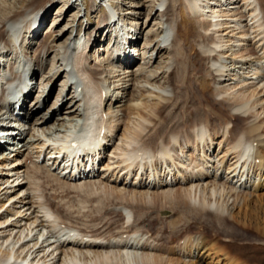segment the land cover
Returning <instances> with one entry per match:
<instances>
[{"label":"bare ground","instance_id":"obj_1","mask_svg":"<svg viewBox=\"0 0 264 264\" xmlns=\"http://www.w3.org/2000/svg\"><path fill=\"white\" fill-rule=\"evenodd\" d=\"M59 1L43 0L38 7H20L19 11L11 13L10 9L16 8L20 0H0V132L5 134L0 140L6 142L0 145L3 151L0 153V264H177V260L171 258L146 250L145 253L137 251V248L157 246V241L154 244L153 240H160L162 236H166L161 240L167 243L182 233V230L174 233L177 226L173 225L172 231L169 228L167 235H161L162 224V231L159 228L158 234L150 236V228L155 230L157 224L148 225L149 230L145 228L154 219L147 213L154 212L156 216V208L176 213L184 227L195 222L214 235L221 233L227 238V245L220 246L215 242L217 239L212 238L211 243L209 234L202 230L195 242L187 240L190 249L193 244V250L186 247L190 259L181 264H249L250 258L243 257L239 250L231 252L229 246L264 254V248L255 250V245L252 248L248 244V248L245 243L250 239V230L264 238V144L252 145L257 140L260 125H251L244 131H238L241 125L234 130L227 128V120L233 117L248 120L264 113V72H261L264 62L246 67L244 64L237 67L238 70L235 67L238 58L253 53L252 45L263 47L264 0H148L151 7L147 12H140L142 5L138 3H131L124 9L120 3L111 5L110 0L93 1L88 7L84 0H68L71 8L83 7V17H79L80 10H77L72 22L68 20L64 24V9L58 10L51 25L44 28L49 8ZM103 4L106 14L86 32L88 20L84 25L81 19ZM140 23L151 25L143 33L142 53L136 49V44L146 26L140 27ZM26 25L28 31L21 38ZM83 30L85 33L80 35ZM113 32L118 39H107L106 36L110 37ZM100 35L106 41L99 46V52L88 58V48L95 42H102ZM35 38L40 39L38 54L30 46L31 39ZM45 39H48L46 44ZM200 40L208 46V54L202 57L208 68L204 77L213 78L212 85L219 82L220 86L206 91L209 84L202 80L195 82L198 87L193 91L187 82L189 87L184 92L188 94L186 91H189L195 108L182 110L185 118H182L183 113L180 119L172 113L189 100L184 92L180 93L182 97L178 102L175 95L170 99L168 109V104L161 103H149L145 107L157 114L164 112L156 125L148 126L146 115L129 108L120 114L117 113L120 110H110L123 98L136 100L150 91L167 95L173 91V81L178 82V87L185 77L196 76L202 62L196 49L195 59L186 56L177 66L174 62L178 61V51L185 49L184 46L194 51L191 45ZM238 46L251 48L236 56L233 52ZM49 53L53 54L50 64L47 61ZM140 53L148 56L142 58V65L132 66ZM163 53L165 61L158 65ZM222 56L235 60L233 68L226 70V65L221 63ZM155 59L157 68L149 71ZM183 63H191L192 68ZM232 71L235 82H226ZM208 92L211 97L207 96ZM26 98H29L28 104ZM50 98L51 104L46 107ZM16 101L20 107L15 119L12 110ZM216 102L219 107L214 110ZM188 111L194 119L188 118ZM209 113L216 114L215 127L210 123ZM120 117L125 118L123 126ZM85 128L90 131L93 142L88 147L69 146L68 138L81 137ZM145 128L148 132L142 134ZM190 140H193L192 146ZM166 143L170 146H165ZM176 143L180 151L175 150ZM151 149L155 153L159 150V155L161 152L163 177L153 172L152 162L146 163L140 158ZM63 151L71 152L66 160L58 158ZM170 151L175 152L174 157ZM187 151L190 152L188 156L191 155L190 163L176 165V161L182 163L181 158L187 156ZM80 156L85 161H80ZM95 159L100 160L95 163ZM27 160L30 165H26ZM68 160L78 163L71 172H65L67 168L63 166ZM120 162L125 165L119 168ZM134 164L137 168L132 173L135 176L132 183L131 177L127 181L131 171L119 174V170ZM181 169L185 175L179 174ZM175 183L181 188L171 189ZM125 186L135 190H127ZM43 187L52 195L67 187L102 191L100 197L98 194L91 196L96 201L104 198L121 203L118 211L126 215L122 230L99 235L65 224L57 227L65 219L64 211L59 213L58 210L65 206L67 195L58 204L60 196L48 197ZM136 188L145 190L137 191ZM158 188L162 190H154ZM247 189H252L251 193L241 192ZM230 197H233L232 209L227 207ZM116 206L113 208L117 209ZM135 213L133 222L129 223L130 215ZM164 222L168 228L170 221ZM147 233L149 235L143 238ZM236 237L245 241L244 244H235Z\"/></svg>","mask_w":264,"mask_h":264},{"label":"rangeland","instance_id":"obj_2","mask_svg":"<svg viewBox=\"0 0 264 264\" xmlns=\"http://www.w3.org/2000/svg\"><path fill=\"white\" fill-rule=\"evenodd\" d=\"M10 1H12V0H10ZM41 1H43V0H20V2L21 3H19L17 6H16V8L14 7V8H11L10 10L12 11L11 13H13V12H16V11H19V8L20 7H26V6H34V7H38L39 6V4L41 3ZM67 1L68 0H60L58 3H56V4H54L52 7H50L49 8V10H48V13H47V18H46V21H45V23H44V28H47V27H49L50 25H51V23H52V21L54 20V18H55V16H56V12H58V10H63L64 9V12H63V16H62V20L64 21L63 23L64 24H66L67 23V21L69 20V22L71 23L72 22V16L74 15V16H76V12H77V10H80V12H79V17H83V7L82 6H74V8L72 7L71 8V6L70 5H68L67 4ZM93 1H95V0H84V2H85V4H86V6L88 7V5H91V2H93ZM111 1V5H117V4H119L120 3V5L122 6V8H126V7H128V5L129 4H131V3H133V4H135V3H138V4H140V5H142V9L141 8H139V10H140V12L141 11H144V12H147L148 11V9L151 7L150 5H151V2H149L148 0H110ZM9 3V2H8ZM21 4V5H20ZM36 4V5H35ZM126 5V6H125ZM106 9V8H105ZM105 9L104 8H102V7H98L97 8V10L94 12V13H92V14H89V15H87V18L85 17V18H82L81 19V21L84 23V25L87 23L86 21L88 20V23H89V25L86 27L88 30H86V32L88 31H91L92 30V27H94L95 25H96V23L100 20V19H102L101 17L102 16H104V14H106V11H105ZM10 10H8V11H10ZM107 10V9H106ZM0 11H1V9H0ZM7 11V12H8ZM82 12V13H81ZM82 14V15H81ZM58 19V18H57ZM56 19V20H57ZM191 21H193V20H191ZM138 23H139V21H137ZM140 22H141V20H140ZM135 23V22H134ZM138 26H139V24H138ZM145 27L146 26V28L142 31V35H141V37H140V39H139V41H138V43L136 44V49L137 50H139V52H141L142 53V50H141V46H142V41H143V39L142 38H144V35H143V33L146 31V30H148L149 28H151V25L149 24L148 26L147 25H143V24H141L140 23V27ZM155 27V26H154ZM196 27V26H195ZM43 28V29H44ZM79 30H80V28H79ZM195 31H197V28H195L194 29ZM28 31V27H27V25L24 27V30L22 31V35L23 34H26V32ZM43 31V30H42ZM83 33H85V30H83V32L80 34V35H83ZM145 34V33H144ZM75 35H77V33L75 34ZM154 36H155V34H154ZM21 38H24V35L21 37ZM99 38H101V39H103L102 40V42H95L93 45H91L89 48H88V50H87V52H86V55L88 56V58L89 57H93V54H94V52H95V48L97 47V45H101V43H103V42H105L106 41V39L104 38V37H102V35H100V37ZM196 40H197V38H196ZM40 41V39H37V38H35L34 40H32L31 39V41H30V46H31V49L32 50H36V53L38 54V52H39V50H40V48L38 47V42ZM94 41V40H93ZM48 42V39H45L44 40V44H46ZM194 42V41H193ZM198 42V43H197ZM193 44V43H192ZM189 45V44H188ZM192 46V48L194 49V51H192L191 50V48H189V46H184V48L185 49H181L180 51H178L177 53H176V58L178 59V61H176L175 60V62H174V66L176 65H180L179 63H180V61H181V59H183L184 57H188V56H190L191 57V59L193 58V59H195L196 58V56H195V54L194 53H196L197 51L201 54V58L203 57V55H207L208 54V51H207V48H208V46H207V43H205V42H203L202 40H200V41H196V42H194V45H191ZM242 47V48H241ZM251 47H253L254 48V51H253V53H247L246 54V56L245 57H242V58H238L237 59V62H239L237 65H235V67H236V70H238L239 68H237V67H240L241 65H244L245 64V66L244 67H246V66H248V65H251V64H253V63H255V62H261V63H263L264 62V44H263V47L261 46V48H260V46H258V47H256V45H252ZM251 47H249V46H238V47H235V51L233 52V54L234 53H236V56H239L240 55V53L242 52V51H245L246 49H249V48H251ZM140 48V49H139ZM181 48V47H180ZM244 48V49H243ZM94 49V50H93ZM195 49L197 50V51H195ZM243 49V50H242ZM99 49H97L96 50V52L98 51ZM185 50H187V51H185ZM140 53V55H139V57L136 55V58H135V60H134V62H133V64H132V66H134V64L136 63V66L135 67H138V66H140V65H142V63L144 62V58L145 57H147L148 55H143V54H141ZM237 53H238V55H237ZM228 54V53H227ZM143 55V56H142ZM163 55V57H161L160 58V61L158 62V65H163V63L162 62H164L165 61V56H166V54H162ZM243 55V54H242ZM52 56H53V54L52 53H49L48 55H47V61H48V64H50L51 63V59H52ZM224 57V58H223ZM143 58V59H142ZM222 60H221V63H223V64H225L226 65V70H228V69H231V68H233V63L235 62V60H232V57H229V58H225V56H222ZM203 59L204 58H202V59H200L202 62H201V64H200V62H197V63H199L200 64V67H201V70H199V71H197V75L196 76H191V77H188V79H187V77H185V79L186 80H188V81H186V80H181V82L182 83H180L181 84V86L179 85L178 87H176L177 85H178V82L176 81H173L174 82V86H171L172 87V93H167V95H164V94H161L159 91H150V92H148V93H143L144 95H141L140 96V98H137L136 100L134 99V100H127V98H123L119 103H117L114 107H110V110L111 111H115V110H120V111H117V113H119V112H123L124 110H126V108L128 109H132L133 110V112H135V113H140V114H143L144 116H145V123H147L148 124V126H151V125H156V124H158L159 122H161V120H162V118H163V116H164V112H161V113H156V112H154L153 110H148V109H146L147 107V105H149V103H161V104H168V107H166V109H168L169 108V101H170V99H172L173 98V96L175 97V99H177V102L179 101V98H181L182 96H181V92H184L185 90V88L186 89H188V87L190 86V88H192V90L193 91H196L195 89H197V87H198V85L195 83V82H200V81H205V83H207V85H208V88L206 89V91H211L212 89H213V87H219L220 85H219V82H215L213 85H212V81H213V78H205L204 77V74H205V70H207L208 68L206 67L205 68V65H207V64H205V62L203 61ZM241 59V60H240ZM259 60V61H258ZM12 59L9 61V68H11V66H12ZM232 61V62H231ZM177 62V63H176ZM161 63V64H160ZM246 63H248V64H246ZM186 67H189V66H191L190 68H192V64L191 63H183ZM174 66H173V68L171 67L169 70V72L171 73V70L173 71L174 70ZM253 66H256V65H253ZM151 67V68H150ZM149 68V71H154L156 68H157V59H155V61H154V63H152V66H150ZM155 67V68H154ZM204 67V68H203ZM214 68L215 67H213L212 66V68H211V70L214 72ZM187 71V70H186ZM261 72H264V68L262 69V71ZM204 73V74H203ZM231 74H230V77H229V80H226V82H228V81H232L233 79H234V77H233V74H234V72L232 71V72H230ZM172 78H174L175 77V75H174V72L172 73ZM205 78V79H204ZM160 79H162L161 78V76H160ZM163 80V79H162ZM61 81V80H60ZM185 81V82H184ZM234 81V80H233ZM159 82H162V81H159ZM190 83V85L188 84V83ZM224 83H225V81H223ZM235 82V81H234ZM60 82H58V84H59ZM194 84V85H193ZM187 85H189L188 87H187ZM192 85V86H191ZM180 87V88H179ZM175 88V89H174ZM178 90H180V91H178ZM55 91L56 90H54V92H53V95L55 94ZM153 92V93H152ZM179 92V93H178ZM186 92H188V94H185V92H184V96L186 97V98H188L189 100H187L186 102H185V104L184 103H181L180 105H179V107L180 108H177V109H175L174 111H172V113L175 115V118L177 117L178 119H180L181 118V116L182 115H180L181 113H183L182 112V110L184 111V110H192L191 108H192V106L195 108V102H194V100L191 102V100L190 99H193L192 98V96L189 94V91L187 90ZM178 94V96H176ZM207 94V96H209V97H211L209 94V92L208 93H206ZM52 95V96H53ZM51 96V97H52ZM181 96V97H180ZM189 96H190V98H189ZM206 96V95H205ZM109 99V98H108ZM208 99H210L211 100V98H208ZM208 99H207V101H208ZM29 100V98H26V104H28L27 103V101ZM51 101H52V99L50 98L49 99V102L47 103V106L46 107H48L50 104H51ZM106 102H107V98H106ZM106 104H108V103H106ZM183 104V105H182ZM224 103H222V105H223ZM117 106H118V108H117ZM45 107V108H46ZM146 107V108H145ZM219 107V103L218 102H216L215 104H214V106L212 107L214 110L215 109H217ZM149 108V107H148ZM104 109L106 110V112H107V105L106 106H104ZM165 109V110H166ZM151 111V112H150ZM180 111V112H179ZM177 112V113H176ZM215 113H216V111H214ZM224 112V111H223ZM189 113V115L191 116H189L188 118L190 119L191 118V120L192 119H194L195 117L192 115V113L190 112V111H188L187 112V114ZM215 113H209L208 114V118H209V120H210V123L211 124H213L212 126L213 127H215L216 125H217V122H218V120H216V114ZM120 114V113H119ZM172 114V115H173ZM177 114V115H176ZM186 113L184 112L183 113V116H182V118H185V115ZM185 115V116H184ZM124 116V115H123ZM122 116V117H123ZM180 116V117H179ZM122 117H120L119 119H121ZM223 118H226V117H223ZM260 118V119H259ZM257 120V121H256ZM254 123H253V122ZM258 121H260V122H258ZM119 122V121H118ZM125 123V118H122V121L120 122V124H121V126H123V124ZM242 123V124H241ZM119 124V125H120ZM146 124V125H147ZM150 124V125H149ZM246 124V125H245ZM241 125V128L239 129L238 128V131H244V130H246V129H248L249 128V126H251V125H260V127H259V129H258V136H259V138H258V136H256V138H257V140H256V142L257 143H260V144H264V113L260 116V117H256V118H250V119H248V120H245V119H242V118H237V117H233V118H231L230 120H227V128H229L230 130H234L233 128H235L236 127V129H237V127H239ZM121 126L119 127L120 129L119 130H121ZM148 128H145L144 130H145V132L142 130L141 132H142V134H144V133H146V132H148V131H146ZM180 133H183L182 131H180ZM230 132H228L226 135H228ZM262 136V137H261ZM190 139H191V137H190ZM261 140V141H260ZM191 144V146H192V144H193V140H190V142H189V145ZM165 145V144H164ZM169 144H167L166 143V145L165 146H168ZM178 144L176 143L175 144V150L176 151H180L179 150V145L177 146ZM170 146V145H169ZM168 146V147H169ZM190 146V147H191ZM178 149H177V148ZM188 149V148H187ZM186 150V149H185ZM152 151V152H151ZM158 153V154H157ZM170 153L171 154H173V157H174V151H170ZM187 153V156L186 157H182L181 159V162L182 163H180V161L179 162H177L176 161V165H181V164H184V165H187V164H189L190 163V160H189V158H191V155H190V157L188 156L189 154H190V152L189 151H187L186 152ZM155 154H157V155H155ZM141 156H143V157H141ZM140 156V158H142V160H143V162H145V160H146V163H147V161H148V163L149 162H152V168H153V172L155 171H157V173H159V175L161 176V177H163V170H164V166L162 165V164H160L161 162V160H162V157H161V152H160V155H159V150H156V153H155V150L154 149H151L150 150V153L149 154H147V155H145V157H144V155H141ZM158 157V159H157V157ZM147 157V158H146ZM105 159V158H104ZM152 159H154V160H152ZM137 161V160H136ZM44 163V162H43ZM42 163V164H43ZM146 163H145V166H146ZM187 163V164H186ZM121 164V162L119 163V165ZM156 166H155V165ZM26 165H30V160H27L26 161ZM125 164H121L120 166H119V168L121 167V166H124ZM160 165H161V168H160ZM154 166V167H153ZM163 166V167H162ZM157 167V168H156ZM179 167H181V166H179ZM183 167V166H182ZM181 167V168H182ZM137 168V165L136 164H134V165H131V167L130 168H125V169H129V170H132L131 172H130V174H129V177H131L132 179L130 180L132 183L134 182V180H135V176L134 177H132V173L135 171L134 169H136ZM154 168H156V169H154ZM161 169V170H160ZM174 169H175V167H174ZM149 170V168L147 169V171ZM183 169H181L180 171V173L179 174H183V175H185L184 174V172L182 171ZM159 171V172H158ZM253 172V171H252ZM179 174H178V176H179ZM46 180V178H42V181H45ZM252 183V182H251ZM44 184V183H43ZM119 187H121V184H119ZM126 188L125 189H130V190H135V189H132V188H130L129 186H125ZM182 187H184V186H182ZM171 189H173V190H177V189H179V188H181V185L180 184H178V183H175V184H173V185H171V187H170ZM43 189H44V193H45V195L46 194H49L50 196H48V197H55V196H57V195H59L60 196V199H59V201H58V204L59 203H61L63 200H62V197L63 196H65V195H67V199H66V202L64 203L65 204V206L64 207H60V209L58 210V212L59 213H61V211H64V218L65 219H63L64 221L62 222V223H64L65 225H67V226H69V227H71V228H74V229H76V230H78V229H84V231L85 232H89V233H91V234H99V235H103V234H109V232H114V231H119V230H122V227H121V225H122V223L123 222H125L126 221V215L125 216H123V212L122 213H119V211L118 210H120L119 209V205L118 204H120L121 205V203H119L118 201V203L116 202V203H114L113 201H108L107 199H102V198H99V201H96V198L95 197H93V196H91V195H94L95 194V196L98 194V196L100 197V193H102V191H100V193H98V192H96L95 191V189H93V188H88V190L85 188V190L84 189H82V190H76V189H71V188H65L66 190H68V191H64V190H62V191H60V192H55L56 194H50L49 192H48V190L45 188V187H43ZM92 189V190H91ZM140 189V190H139ZM136 190L137 191H142V192H144L143 190H145V188H136ZM148 190V189H147ZM149 190H151V192L153 191V189H150L149 188ZM148 190V191H149ZM155 191H158V192H160V190H162V189H160V188H158L157 190L156 189H154ZM249 190V191H248ZM45 191H47V193L45 192ZM64 191V192H63ZM147 191V192H148ZM251 191H252V189H247V191L246 190H244V191H241V192H245V193H251ZM83 192V193H82ZM90 192H92V193H90ZM93 192H95V193H93ZM150 192V191H149ZM85 193V194H84ZM87 193H89L88 195L90 196V198H89V196H87ZM72 199H71V198ZM69 198V199H68ZM74 198V199H73ZM87 198V199H86ZM228 199V196L225 198V200H224V203L223 204H226V200ZM71 201V202H70ZM103 201V202H102ZM221 201V200H220ZM67 203H69L70 205H67ZM113 203V204H112ZM117 204V209H114L113 207L115 206ZM66 205H67V207H66ZM233 205H234V203H233V197H230V199H229V201H228V203H227V207L229 208V209H232L233 208ZM70 206H73V207H70ZM81 206V207H80ZM156 210V216L154 215V212H152V213H150V212H148L147 213V216H152L153 215V217L152 218H154L153 220L151 219V221L148 223V224H146V226H145V228L146 229H148L149 230V228H147V226L149 225H151V224H157V228L154 230V229H152L151 230V228H150V230H149V234L151 233V235L150 236H154V235H156V234H158L159 233V228H160V230L162 231V228H161V226H163L162 224H164V230L161 232V233H159V234H163V235H167L168 234V229L170 228L171 229V231H172V226L174 225V226H177V231L176 232H174V233H178L179 232V230H182V233L180 234V236H177V238L175 239V240H173V241H171V242H167L166 241V239H165V241L168 243H164V239L163 240H161L162 238H165L164 236H162L161 238H160V240H153L154 242V244H156V241H157V246H153V248H138L137 249V251H140L141 250V252H143V253H145L146 251H148V253L150 252V253H155V254H157V255H160V256H162L163 258H171V259H173L174 261L175 260H177V264H181V263H186L190 258H189V256H187V252L189 251L187 248H189V246H188V244H187V240L189 239L188 237H190V241H192L193 240V238H196V240L199 238L198 236H200V233L199 232H201L202 230H203V232H207L208 234H209V236L211 237L210 238V241H211V243H212V241L213 240H219V241H215L218 245H220V246H223V245H227V244H225V243H227L226 242V239H225V237L224 236H222V234L220 233V234H217V235H214V233H212V232H210V230H208V228L207 227H204L203 228V226L202 227H200L199 226V224H197V223H190V224H188V225H185V227L184 226H182V224L180 225V221L178 220V216H177V214L176 213H173V212H168V214L170 215V216H168V217H166V216H161V215H164V214H167V212H164V211H159V209L158 208H156L155 209ZM98 213V214H97ZM137 213V212H136ZM136 213L135 214H132L131 215V218L129 219V223H132L133 222V219H134V217H135V215H136ZM114 214V215H113ZM117 214V215H116ZM134 215V216H133ZM140 214L138 213L137 214V216H139ZM160 216V217H159ZM92 217V218H91ZM69 218V219H68ZM114 218V219H113ZM156 218H158L159 220L157 221L156 220ZM147 219V218H146ZM100 220V221H99ZM118 222H117V221ZM164 220L165 221H170L169 223H170V226L167 228V226H166V224H165V222H164ZM110 221V222H109ZM77 223V224H76ZM74 224H76V226L78 227H76ZM88 224V225H87ZM120 224V225H119ZM198 226H197V225ZM83 225H85L86 227H84ZM189 225H190V227H189ZM233 224L231 223V225L230 226H232ZM88 226H90V227H88ZM112 226V227H111ZM154 226V225H153ZM234 226H235V224H234ZM81 227V228H80ZM113 227H114V229H113ZM238 226H235V228H237ZM200 229V230H199ZM238 229V228H237ZM184 230H186L185 232H183ZM239 230V229H238ZM80 231V230H79ZM158 231V232H157ZM166 231H167V233H166ZM115 233V232H114ZM173 233V232H172ZM113 234V233H112ZM148 233L147 234H143L142 236H143V238H145V236H147V235H149ZM248 234H249V237H250V239H247L246 240V244L248 245H250V247H252L253 248V246L255 245V250H258V249H262V248H264V246L262 245L261 246V243L263 244L264 243V238H262V237H259L258 236V234L256 235V232H254V231H252V230H250V233L248 232ZM145 235V236H144ZM212 235V236H211ZM219 235V236H218ZM202 236H205V234H202ZM218 236V238H216ZM220 236H222V237H220ZM259 237V238H258ZM212 238H213V240H212ZM237 238V237H236ZM238 239V238H237ZM234 240V243L235 244H244V242H241V240ZM195 240V241H196ZM204 240L205 241H207L208 239L207 238H204ZM250 242H249V241ZM194 241V242H195ZM223 241V242H222ZM159 242V243H158ZM222 242V243H221ZM248 242V243H247ZM191 243H193V242H191ZM224 243V244H223ZM260 243V244H259ZM159 244V245H158ZM163 244V245H162ZM186 244V245H185ZM259 244V245H258ZM249 245L247 246L248 248H249ZM160 246V247H159ZM164 246V247H163ZM261 246V247H260ZM179 247H183L182 249H180ZM187 247V248H186ZM192 248L190 249V251H192L193 250V244H192V246H191ZM240 247V246H239ZM259 247V248H258ZM157 248V249H156ZM161 248V249H160ZM186 248V249H185ZM223 248V247H222ZM235 248H237V247H235ZM233 246H229V249H230V251L231 252H237L236 250H239L238 251V253H240L243 257H246V258H250V262H249V264H260V263H264V254H262V253H258V252H255L254 250V254H253V251L252 250H250V251H247V248H246V250H244V249H242V250H240L239 248H237V249H235ZM258 248V249H257ZM155 249V250H154ZM183 249H185V250H183ZM235 249V250H234ZM146 250V251H145ZM152 250V251H151ZM162 250V251H161ZM263 250V249H262ZM145 251V252H144ZM244 251V252H243ZM195 253H196V255H197V252L196 251H194ZM193 253V252H192ZM199 254V253H198ZM179 255V256H178ZM195 254H194V256H196ZM200 256H198V258H199ZM253 257V258H252ZM258 258H260V260L258 259ZM181 259V260H180ZM258 259V260H257ZM145 264L144 262L143 263H140V262H135L134 264ZM113 264V263H112ZM114 264H123V263H120V262H114Z\"/></svg>","mask_w":264,"mask_h":264}]
</instances>
